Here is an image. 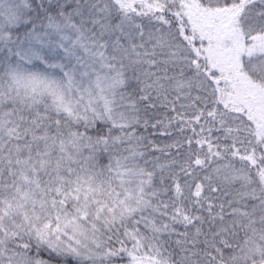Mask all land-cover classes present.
Instances as JSON below:
<instances>
[{"label": "trees", "instance_id": "obj_1", "mask_svg": "<svg viewBox=\"0 0 264 264\" xmlns=\"http://www.w3.org/2000/svg\"><path fill=\"white\" fill-rule=\"evenodd\" d=\"M30 2L34 10L10 33L0 21V49L20 44L66 3ZM110 2L138 18L147 38L137 49L141 58L129 60L118 108L75 90L39 87L44 99L29 96L16 90L23 83L10 67L0 66V264H230L235 245L216 234L223 222L200 204L209 194L206 202L230 216L228 166L247 172L264 194V129L246 108L262 104L247 82L264 89V80L249 71L239 79L228 46L199 23L207 6L243 9L245 17L257 2L187 1L195 21L178 2ZM250 15L246 22L258 19ZM164 25L186 44V62L159 46ZM209 69L215 93L180 89L184 76ZM143 170L154 176L146 195L152 210L141 194ZM145 214L153 215L150 230Z\"/></svg>", "mask_w": 264, "mask_h": 264}, {"label": "rangeland", "instance_id": "obj_2", "mask_svg": "<svg viewBox=\"0 0 264 264\" xmlns=\"http://www.w3.org/2000/svg\"><path fill=\"white\" fill-rule=\"evenodd\" d=\"M65 1L66 3L58 6L56 15L31 31L20 44L12 47L5 43L0 49V66L10 67L15 80L20 79L23 83V87L17 86L16 90L19 89L18 91L29 96L36 95L44 99V92L39 90V87L55 89L65 95L69 90H75L80 99L86 98L101 102L103 106L109 105L112 109L118 108L120 104L116 100L124 97L121 90L127 82L129 60L136 56L141 58L137 49L147 41V38L143 39L144 28L138 18H131L114 10V4L110 0ZM165 1L175 4L178 2L176 6L184 9L185 13L193 14V21L198 19L192 5L187 3H194L195 0ZM255 1L257 5L253 9H247L245 17L242 14L243 9H239V14H235L229 5L210 9L207 6V9L204 8L205 13L200 16L203 22L199 24L208 27V33L216 36L219 42L222 39L228 46L234 60L238 61L235 63L239 79L249 71L248 73L253 72L256 76L258 74L263 81L264 0ZM67 4L72 9L67 10ZM32 5L30 0H0V21L8 29V33L26 20L27 15L35 8L33 6L32 9ZM250 14L258 19L252 23L246 22L247 17L252 18ZM159 35V46L163 45L171 60H189L186 44L182 43L178 32L173 33L166 27ZM141 74L140 71L137 73ZM200 77L201 74L184 76L186 81L180 85V89L194 86L215 93L216 76L210 69L206 75ZM247 83L251 86L253 97L263 104V107L261 104L255 110L249 108V103L246 105L260 132V129H264V89L256 81ZM223 171L234 192L229 211L232 216L216 211L206 202L209 194H205L201 201V212L212 211L211 214L218 215L223 222L222 229L216 234L222 232L221 239L224 240L223 237L227 236L230 243L235 245L230 264L264 262V194L258 187H252L250 178L243 169L235 170L234 167L228 166L223 167ZM140 175L145 207L152 210V201L146 195L153 194L154 176L145 170ZM124 196L129 194L126 192ZM123 200L125 201L126 197ZM144 216L142 224L145 229L150 230L153 215ZM194 234H198V231H194Z\"/></svg>", "mask_w": 264, "mask_h": 264}]
</instances>
